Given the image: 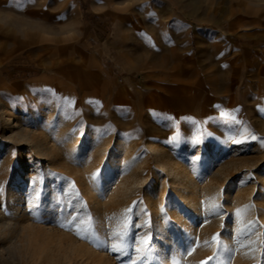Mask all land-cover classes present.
<instances>
[{"label": "rangeland", "instance_id": "1", "mask_svg": "<svg viewBox=\"0 0 264 264\" xmlns=\"http://www.w3.org/2000/svg\"><path fill=\"white\" fill-rule=\"evenodd\" d=\"M162 60L184 64L149 67ZM20 147L28 180L9 208ZM173 179L202 203L181 253L163 201ZM129 207L127 255L58 226L91 217L107 237ZM245 208L244 223L264 215V0H0V212L16 221L0 231V264H64L61 238L96 250L92 264L149 247L139 264H217L215 234L232 248L224 264H264L250 237H232Z\"/></svg>", "mask_w": 264, "mask_h": 264}, {"label": "bare ground", "instance_id": "2", "mask_svg": "<svg viewBox=\"0 0 264 264\" xmlns=\"http://www.w3.org/2000/svg\"><path fill=\"white\" fill-rule=\"evenodd\" d=\"M1 109H2V107H1ZM22 133L18 134V138H22L24 136ZM83 144L84 143H81V144L79 143L78 147L83 146ZM30 145L31 146L33 145L36 148V149H34L35 151L41 149L35 143L30 144ZM20 148L21 149H20V152L18 155V157H20V160H19L20 169L19 170L17 169L18 170V177H17L16 183L10 186V188H9L10 190L6 195V198H7L6 201H7L9 208H11L16 202L20 201V199L22 198V194L26 190L25 185H26L27 180H28L27 179V172H26V168H25V160H26L29 152L27 153L25 151V149H22V147H20ZM112 149L114 151L116 150L114 147ZM152 149L155 150V146H153ZM32 154H36V153H32ZM117 167H119V160H116V158H114L112 161V169H116ZM187 180L189 181V183L191 185H193L195 188H197L198 184L194 181V179L188 178ZM170 181H171L170 182L171 185L169 183L168 184L171 187L168 186L169 187L168 189L171 190V194L168 193L169 195L164 196V199H163L165 204L167 203V205H168L167 207H169V212H171L172 219H173V225L170 226V227H172V230L169 231L170 233L168 234V237L170 239V244L172 245L173 248L176 249L175 251L180 252V251H185L189 247L190 243L192 242V238L194 237L195 234H197V229L199 227L197 220H198L200 213H201L200 208L202 207V203L197 198H195L193 194H189L186 192V185L184 183V180L177 179V181H175L173 179ZM127 187H128V185H127ZM216 202L220 206L219 209H217V210L220 211V209H221L220 199ZM210 207H211V205H207V208H210ZM236 212L235 213L233 212L234 213L233 215H234L235 226H234V228H232V232H231L234 240L237 239V237L239 235V231L241 229H247L249 222H254L251 234L249 236H242L239 238L243 240L244 238L250 237V242H258L259 240L264 239V215L263 214H261L260 218H258V219L253 217V219H250L248 222L244 223L245 220L241 221L239 219V217L236 215ZM210 213H211V209H210ZM220 216H221V214H220ZM246 219H248V218H246ZM13 222H16L15 219L8 218L5 216V214L3 212H0V225H1L0 231L1 232L7 231L10 227H12V229H14L13 228V225H14ZM230 226H231V224H230ZM17 227H15V228H17ZM225 233H229V230L227 229L225 231ZM29 234L27 235V237H29V239L31 238L33 240V238ZM30 242H31V240H30ZM248 243H249V241H248ZM80 244L78 243L77 239L75 240L73 238L68 240V241H65L61 238L59 241L56 242V246H57L56 249H57L58 253H60V255L63 256L64 264H71L73 262L74 258H78V257L79 258L81 257V259H80L81 264H92V263H94V259L97 256L96 250H88L87 246H84V245L80 246ZM41 245H42L41 247H43V249H44V251L42 250L43 251L42 254H44V252L47 251L48 248H49L50 252H52V253L55 251V248L53 249L50 246L46 248L47 244L45 245L44 243H42ZM252 247H256L257 251L260 250L258 243H255V244L252 243ZM87 253H88V255H87L88 257L84 258V256ZM101 256H102V254H101ZM103 257H105V256L103 255ZM99 259H100V257H99ZM103 260H105V259H103Z\"/></svg>", "mask_w": 264, "mask_h": 264}, {"label": "snow or ice", "instance_id": "3", "mask_svg": "<svg viewBox=\"0 0 264 264\" xmlns=\"http://www.w3.org/2000/svg\"><path fill=\"white\" fill-rule=\"evenodd\" d=\"M67 103H71L70 100L67 101ZM234 120L235 117H232ZM239 143L240 141H234ZM136 202H133L135 204ZM219 205L213 204L211 206V211L215 213L217 209H219ZM252 207L251 205L247 206V208ZM247 208L245 209H237L236 215L238 217L241 216L243 212L247 211ZM34 212V218L38 222H43L41 219V216L39 214L38 209H33ZM132 212V207H129L124 210V220L123 223L118 225V227L115 230H112L107 237H101L100 233L97 231L95 224L92 221L91 217H88L87 220L79 219L77 216H71L70 219L65 218V220L58 221V226L64 229L68 230H74L75 234L81 238L86 239L90 243H92L94 246H96L98 249L107 250L109 252L118 253L127 255V250L129 248V244L127 243L128 237H129V220H128V214ZM71 215V214H70ZM74 225V228H73ZM254 225V222H249L247 229H241L239 231V235L237 239L235 240L236 244H239L241 246H244L243 240L239 237L242 236H249L252 231V227ZM140 225H137L139 227ZM111 241V243H109ZM136 243L145 244L148 245L149 240L148 238L140 239L138 241H135ZM207 243V242H206ZM212 243H215L218 246V253L215 257H209L211 260L217 261V264H224V261L221 259L220 252L223 250L228 251L229 253L232 252L231 246L225 244L221 241L219 234H215L212 237ZM253 244L258 243L259 247L261 249V257L264 258V239L259 240L258 242H251ZM256 247H252V252L254 253L256 251ZM137 252L144 251L145 257H137V259L132 260L131 264H139L140 260L147 259L148 256L152 255V250L149 248L146 249H136ZM202 264H205V262H202Z\"/></svg>", "mask_w": 264, "mask_h": 264}, {"label": "crops", "instance_id": "4", "mask_svg": "<svg viewBox=\"0 0 264 264\" xmlns=\"http://www.w3.org/2000/svg\"><path fill=\"white\" fill-rule=\"evenodd\" d=\"M149 67L154 69V71H156L158 74H161L162 72H166V71H172L174 69H177L179 67L178 64H184L181 62H172L170 60H162V61H155L152 63H149ZM162 64H168V67L165 68ZM154 100V99H153Z\"/></svg>", "mask_w": 264, "mask_h": 264}]
</instances>
